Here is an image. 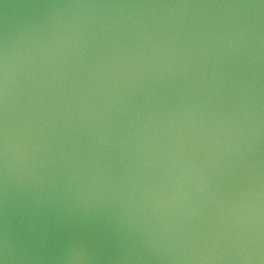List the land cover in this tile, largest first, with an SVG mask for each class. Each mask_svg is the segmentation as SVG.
<instances>
[{
	"label": "water",
	"instance_id": "95a60500",
	"mask_svg": "<svg viewBox=\"0 0 264 264\" xmlns=\"http://www.w3.org/2000/svg\"><path fill=\"white\" fill-rule=\"evenodd\" d=\"M259 4L0 0V58L7 44L16 72L14 264H64L72 241L91 264H242L227 220L264 186V7L224 6ZM139 141L148 151L136 155ZM169 149L190 173L180 191ZM157 190L179 205L154 213L143 193ZM146 221L169 242L144 241ZM4 223L0 176V233ZM211 255L222 259H199Z\"/></svg>",
	"mask_w": 264,
	"mask_h": 264
},
{
	"label": "clouds",
	"instance_id": "9594fccd",
	"mask_svg": "<svg viewBox=\"0 0 264 264\" xmlns=\"http://www.w3.org/2000/svg\"><path fill=\"white\" fill-rule=\"evenodd\" d=\"M224 7H264V0H260L259 5H225ZM230 35V40H222L221 43H231L241 35V32L239 30H233ZM138 61L139 57L133 58L134 63H138ZM98 67L101 73L107 71V67L104 64H98ZM15 75L14 59L6 44L3 56L0 58V103H2V123H0V160H2V167H0V176H2L5 201V223L2 233H0V264H14L18 259L17 240L9 228L7 219L10 191L14 184V174L16 171L15 131L9 118L10 97L13 94ZM216 123L219 124L220 122ZM179 127L180 125L177 124L176 128L178 129ZM145 128H147V125H145ZM210 130L215 133L217 130L224 129L222 124L219 129L214 124ZM173 136H175V133H173ZM162 148L163 145L157 142V147H153L149 154L158 159ZM141 150L148 151L145 144L139 141L137 142L136 155H139ZM168 151V159L171 161L169 164V168L171 169L169 179L177 191H180L182 182L190 173L185 163L175 156L173 150L169 149ZM193 167L195 166L193 165ZM143 194L151 202L154 213L159 211L161 206L170 209L177 207L180 203L175 198V194L165 200L164 194L159 192V190L156 192L148 191ZM35 200L37 205L42 209L43 202L41 197L37 196ZM130 221L133 223L135 221L134 212L131 210ZM227 222L232 225L230 240L237 252L235 259L241 261L242 264H264V186L257 185L251 188L246 203L238 205L229 211ZM31 230L34 233H39L41 239L47 235L46 231L40 228L35 222L32 223ZM169 235L166 229L159 230L154 224L146 221L142 239L150 244L162 245L169 242ZM172 258L179 257L174 256ZM61 259L64 264H91L94 257L89 254L83 241H72L65 246ZM199 259L219 260L222 257L211 255L200 256Z\"/></svg>",
	"mask_w": 264,
	"mask_h": 264
}]
</instances>
